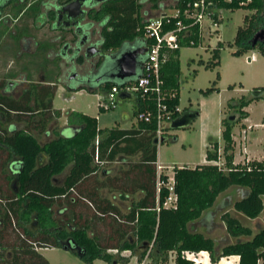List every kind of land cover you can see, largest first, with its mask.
I'll return each mask as SVG.
<instances>
[{
    "label": "trees",
    "instance_id": "trees-1",
    "mask_svg": "<svg viewBox=\"0 0 264 264\" xmlns=\"http://www.w3.org/2000/svg\"><path fill=\"white\" fill-rule=\"evenodd\" d=\"M35 5L43 0H34ZM167 0H105L98 12L91 17L104 21L106 25L102 31V48L109 52L114 59L121 51L141 49L148 42L145 37V26L148 22L145 14L150 9L161 8ZM195 0H174L175 7L180 10L178 17H173L170 23L165 24V30H175L178 22L182 21L186 28L178 32L180 47L166 51V61L161 66V77L164 80L166 93L165 103L176 119L182 111L180 106L181 89V61L180 53L184 47H197L202 42L199 24L194 19L185 16L189 3ZM214 3L211 15L218 22L221 20V10H238L241 8L251 11L244 17L243 25L237 30L234 44L236 56L249 50H258L264 55V44L253 45L255 34L264 27V0H208ZM29 1L23 2L20 7L14 6L5 10L15 11L17 17L19 9L25 8ZM19 8V9H18ZM16 11H18L16 13ZM10 13V12H9ZM224 44L218 43L213 51V61L210 66L219 65L220 53ZM146 59L144 55L142 64ZM115 73V71H111ZM109 74H112V73ZM142 73L140 68L137 76ZM108 74V75H109ZM134 78L120 80L109 78L107 88L112 85H121L124 82L135 81ZM208 90L206 93L213 91ZM264 91V87L255 88ZM264 99V95H263ZM252 99L242 98L238 103L240 112L239 121L247 118L249 113L244 110ZM236 106V104H235ZM151 109L156 112L155 101L138 100L135 115L140 111ZM184 111V110H183ZM236 120L223 119V152L224 166L219 164H200L191 167H174V189L178 196L176 208H166L163 202L169 194L166 186L159 190V200L156 198L157 176V138L158 125L156 120L146 122L138 120V129L102 130L98 128V120L80 111H70L68 122L79 131L72 137H60L44 148L29 130L18 132L8 138L13 152L22 159L21 172L18 179V190L10 194L0 191V264H51L38 250L46 247L68 248L76 253L87 264H94L96 259H103L109 263L123 260L120 254L127 249L139 251V260L146 257L151 248L152 260L149 264H167L170 253L176 252L175 264H202L185 256L186 252L198 254L207 251L213 263H218L222 257L239 255V264H258L264 257V229L258 232L251 240L236 241L225 245L220 253L216 251L215 240L198 231H191L190 223L198 220L203 213L212 208L218 196L229 187L237 185L249 189V194L235 204L237 211L243 212L250 218H256L264 211V160H253L245 164H234L235 141L233 129ZM105 133V138L99 137ZM142 135L143 141L137 143L134 136ZM169 141H176L177 135L165 136ZM146 150L145 160L154 168L153 189L148 191L149 196L137 204L129 216L120 215L115 209L99 208L80 191L79 185L93 177L99 164L104 162V155L114 159L119 152L133 151L131 145ZM218 141L210 140L206 157L209 161H218L220 154ZM45 151L49 155V163L37 167L39 154ZM98 160L96 162V155ZM70 165L73 167L63 186L52 183L54 176L63 173ZM164 180L168 179L163 175ZM153 196V201L150 198ZM80 201L95 206V214L100 218L110 219V226L118 236L119 250L117 255L111 254L100 242L89 235V226L77 222L74 216L57 219L54 216V207L67 213L72 205ZM160 203V206L158 205ZM227 231L230 236L240 238L251 235V228L244 226L241 221L230 212L223 215ZM68 240L74 241L68 244ZM148 246L145 247L144 245ZM75 247L80 249L78 254Z\"/></svg>",
    "mask_w": 264,
    "mask_h": 264
},
{
    "label": "crops",
    "instance_id": "crops-1",
    "mask_svg": "<svg viewBox=\"0 0 264 264\" xmlns=\"http://www.w3.org/2000/svg\"><path fill=\"white\" fill-rule=\"evenodd\" d=\"M38 11L37 12L40 13L41 8H39ZM15 19L16 17L14 16L12 19L8 20L0 19V191L5 195L17 191L19 186L17 177L21 172L22 159L13 152L8 142V138H12L18 132L24 130L31 131L41 147L44 148L60 137H72L79 131V127L68 122L69 112L74 110L96 117L98 120V128L102 130H109L112 128L138 129L139 126V122L135 115L138 99L135 101L129 98H119L118 95V105L125 101H131L133 102V111L131 112L128 109H124L120 114V121H116L117 125L113 127L107 126L105 128L101 127L100 117L98 115H92L89 111L80 107H68L66 104L58 103L62 102L58 100L59 95H62L65 91L73 94L71 97L67 98L68 101L72 100L75 94L88 91L92 94H96L97 104L101 112L116 109H111L107 106L110 92V88H107V83L98 86L80 85L76 89H69L67 86L68 72L65 69L66 62L71 61V59L73 61L75 58L74 65L79 68V70H82L81 67H84L86 70L85 72H87L91 70L94 61L92 65L87 68V63L84 58L80 57L79 60L76 61V57L63 54L62 48L64 42L57 39L58 31H41V33L44 32L45 35L42 36L40 33L37 36L38 40L35 41V43H40L39 46L36 45V49L33 52L24 50L23 44L27 41L24 38L25 33L22 30L23 25L17 24ZM104 25L105 21L101 23V26ZM101 26H99V29H102ZM16 28L19 33H15ZM145 47L143 48L146 51ZM108 56H110L107 58L108 62L111 63L110 70L115 71L116 60L114 56L110 54ZM91 57L96 60L95 56ZM105 57H107V55H105ZM104 58L102 60H104ZM140 68H142V62H140L138 72ZM101 74H104V71H101ZM132 95L134 96V94ZM259 99H263V96L253 99L252 101ZM250 105L251 103L247 107ZM187 109L188 108H184V111ZM247 111L249 116L242 121L246 126L240 132L241 137L244 131L246 132L245 135H247L248 131L254 128L249 123L251 122V112L249 110ZM100 113L99 115H101ZM236 126L237 125H235V127ZM262 126H264V123ZM169 134L177 135L176 132L172 133L171 130ZM105 135V133H100V139L101 137L104 139ZM134 137L137 143L143 141L142 135H136ZM233 138L235 141L234 164H245L253 160H264V149L257 150L251 148L253 140H248L244 138V136L238 139L235 130L233 131ZM178 140L179 137L177 135L176 141H168L164 144L176 143ZM137 143L133 142L131 145L133 151L119 152L114 159H108V153H105L104 162L99 164L98 170L94 173L93 177L85 179L79 185L80 191L85 197L92 200L99 208L115 209L120 215L127 217L137 204L144 202L149 196L148 191L150 192V189H153L154 168L145 160L146 150L143 147L138 148ZM154 144L157 145V179L159 173L158 165L163 166L164 174L171 176L173 174L172 168L164 166L160 160L161 145L155 143V140ZM223 146H221V156L218 161H209L206 157L204 164H219L221 167L224 166L225 158L222 155ZM238 151L240 152V156L238 155ZM98 154L99 153L96 155V162L98 160ZM48 163L49 155L45 151H42L37 159V167H43ZM72 167L73 165H70L63 173L54 176L52 179L53 185L58 187L63 186ZM193 167L195 166L191 168ZM155 186L156 198L159 200L158 185L155 184ZM248 194L249 189L246 187L237 185L229 187L218 196L212 208L206 210L198 220L190 223L189 226L191 231H198L213 238L216 243L217 253H220L222 248L227 244L236 241L251 240L258 232L264 229V211L260 216L250 218L243 212L235 209V204L247 197ZM150 201H153V196L150 198ZM93 207L96 209L95 206ZM93 207L87 202L80 201L72 205L67 213H61L60 207L56 205L54 207V216L57 219L63 218L65 215L68 217L74 216L77 222L88 224L89 235L96 238L100 242V245L106 248L109 253L117 255L118 253H116V251L119 250L118 236L115 229H112L110 226L111 220H104L97 216ZM226 212H230L233 216L238 218L244 226L251 228L252 234L243 235L240 238L230 236L227 231L226 223L223 220V215ZM49 248L55 249V247H46L38 250L42 252V250H49ZM151 252L150 248L146 257L140 261L139 251L127 249L120 254V256L125 258L121 261L116 260L114 264H120V262L127 263L132 260L134 256L138 259V264L141 262L149 264L151 261ZM201 252L202 253L199 255H201V257L204 256V264H220L224 259V264H230L233 261L234 264H239L240 261L239 255H231L222 257L218 263H211L212 261L210 260L211 258H209V253L207 251ZM171 253L173 254V252ZM44 256L50 262L49 257L47 255ZM99 261L105 260L96 259L94 264ZM173 261L175 263V257Z\"/></svg>",
    "mask_w": 264,
    "mask_h": 264
},
{
    "label": "rangeland",
    "instance_id": "rangeland-1",
    "mask_svg": "<svg viewBox=\"0 0 264 264\" xmlns=\"http://www.w3.org/2000/svg\"><path fill=\"white\" fill-rule=\"evenodd\" d=\"M164 7L162 9H150L149 6H146L145 9L148 10V13L145 14L146 18L150 19L159 16L163 11L174 12V0H167ZM20 11L21 9H19ZM7 12L14 16L15 11ZM35 12V8L30 9L24 19H31ZM250 12L245 8L221 10L222 22L218 33L213 36L205 33L202 42L197 47L191 46L181 49L182 75L179 107L182 111L184 108H188L185 111H199L200 116L190 128L171 130L172 133H177L178 142L160 144L161 163L166 167L172 168L173 173L176 166L192 167L204 164L210 140L218 141L223 146L224 127L222 121L230 116H235L233 120L237 119L235 123L237 126H234L233 131L235 130L238 139L244 136L248 140H253L251 148L264 149V126H262L264 123V99L254 100L249 107L244 108V110L251 112V122L249 123L254 128L249 130L247 135H245L246 132L244 131L242 137L240 132L246 125L242 123L243 120L239 121L240 112L237 107L242 98L248 100L253 97L255 88L264 87V55L258 50H249L240 56L234 54L238 49L234 44L237 30L243 25L246 14ZM205 22L206 25L210 23L207 19ZM219 42L224 44L220 53V63L218 66L212 67L210 65L213 61V51ZM109 57H105L102 63L104 65L102 69L104 73L111 68V63L107 59ZM82 58L85 59L87 68L95 61L91 56L83 55ZM71 83L76 85L75 80ZM213 87L215 88L213 91L206 93ZM262 92L264 95V91ZM71 95L73 94L67 91L62 95L60 94L58 100L62 102L58 103L66 104L68 107H80L89 111L92 115H98L100 117V125L103 128L117 125L116 121H120V114L124 109L133 111V102L131 101L120 103L115 110L101 112L97 104L96 94L82 91L75 94L70 102L67 98L71 97ZM238 155L240 156L239 151ZM41 253L49 257L51 264H87L76 253L60 247L45 249ZM174 257L176 258V252L171 253L168 264H175L173 261ZM209 258H211L210 254ZM198 259L204 260V256H198ZM138 262V259L134 256L129 262H120V264H138ZM224 262L225 259L220 264H224ZM95 264L113 263L99 261ZM230 264H234V261Z\"/></svg>",
    "mask_w": 264,
    "mask_h": 264
},
{
    "label": "flooded vegetation",
    "instance_id": "flooded-vegetation-1",
    "mask_svg": "<svg viewBox=\"0 0 264 264\" xmlns=\"http://www.w3.org/2000/svg\"><path fill=\"white\" fill-rule=\"evenodd\" d=\"M29 0H0V19L8 20L13 16L6 13L5 10L14 6L20 7L23 2ZM105 0H43L41 4L35 5V1H29L25 8H22L18 16L15 19L17 24L23 25L24 38L26 43L23 44V49L28 52H33L36 49L35 43L37 36L41 31H58L57 39L62 40L63 54L72 55L76 57V61L80 57L95 56L96 60L91 68L85 72V68L81 67L79 70L74 65V60L66 62L65 69L68 72L67 86L69 89H76L80 85L93 86L102 85L108 82L109 78H116L113 76L116 74H109L111 70L101 74L104 67L102 65L105 55H109V52H105L102 48V31L101 26L103 21L93 19L92 14L100 10L101 4ZM78 6V7H77ZM35 8L36 12L31 19H24L26 13ZM41 8V12L38 13V9ZM38 11V12H37ZM35 20V22H34ZM20 22V23H19ZM34 22V23H33ZM33 23V24H32ZM99 26L102 29H99ZM15 33H19L18 29H15ZM45 35L44 32L41 33ZM38 48V47H37ZM142 49V48H141ZM144 49V48H143ZM146 51L140 56V62L143 61ZM72 57V58H73ZM95 68V69H94ZM109 74V75H107ZM73 80L76 81V85L72 84ZM23 86V85H22ZM21 95V94H20ZM61 212V211H60ZM63 213V212H61Z\"/></svg>",
    "mask_w": 264,
    "mask_h": 264
},
{
    "label": "built area",
    "instance_id": "built-area-1",
    "mask_svg": "<svg viewBox=\"0 0 264 264\" xmlns=\"http://www.w3.org/2000/svg\"><path fill=\"white\" fill-rule=\"evenodd\" d=\"M164 5L159 8L162 9ZM214 3L208 0H195L189 3V7L185 10V16L194 19L195 23L199 24V31L202 39L205 33L213 36L219 32L220 22L214 19L211 15L213 12ZM165 8V7H164ZM167 9V8H166ZM180 10L175 7V11L170 13L163 11L159 16L148 19L145 26V37L147 40H153L154 43L148 42L146 45V59L142 64V73L140 76H135V81L124 82L121 85H112L109 98L108 108L115 109L118 105V95L122 92L134 94L136 99L143 101H155L156 112L151 109L140 111L136 117L137 120L152 122L156 120L158 125L157 138L160 140L162 137L167 136L170 130L167 128L172 122L173 117L171 111L165 103L166 93L164 91V80L161 77V66L166 61V51L164 49H177L180 47L178 32L186 25L182 21L178 22V27L175 30H165V24L170 23L173 17H178ZM210 23L206 25L205 20ZM134 78V77H133ZM180 111V107L178 108ZM97 158V157H96ZM158 179L157 185L160 190L161 187L166 186L169 189V194L166 196L163 206L166 208H176L178 203V196L174 189V173L164 180L162 176L163 166L158 165ZM160 206V203L158 204ZM198 254L186 252L185 256L188 259L194 260L197 263H203L202 259H198ZM140 264H145L141 262ZM258 264H264V257L258 260Z\"/></svg>",
    "mask_w": 264,
    "mask_h": 264
},
{
    "label": "water",
    "instance_id": "water-1",
    "mask_svg": "<svg viewBox=\"0 0 264 264\" xmlns=\"http://www.w3.org/2000/svg\"><path fill=\"white\" fill-rule=\"evenodd\" d=\"M78 7V6H77ZM258 43L264 44V27L260 29L253 38V45H257ZM144 49H128L121 51V53L115 58L116 62V74L113 76H116L120 80H126L129 78H133L137 76L138 74V68L140 65V55L144 53ZM251 60V59H250ZM263 96V92L261 90H254L253 97L250 99H256ZM119 98H129L132 100H137L132 94L130 93H120ZM199 111H182V113L173 120V122L167 127L169 130H178V129H186L189 128L194 121L199 116ZM235 116H230L229 119L233 120ZM168 138L165 136L162 137L160 140L158 138L155 139V143L157 144H164L168 142ZM68 244H73L74 241L68 240ZM145 247L148 245L145 244ZM78 254L80 252V249L78 247H75ZM65 250H68V248H65Z\"/></svg>",
    "mask_w": 264,
    "mask_h": 264
}]
</instances>
